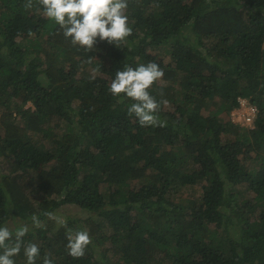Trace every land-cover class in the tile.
Masks as SVG:
<instances>
[{
	"label": "trees",
	"instance_id": "trees-1",
	"mask_svg": "<svg viewBox=\"0 0 264 264\" xmlns=\"http://www.w3.org/2000/svg\"><path fill=\"white\" fill-rule=\"evenodd\" d=\"M127 15L125 43L85 50L40 0H0V224H27L36 264H264V0H128ZM148 62L163 127L108 90ZM239 96L253 128L230 119ZM66 204L86 215L55 223ZM78 229L92 243L74 258Z\"/></svg>",
	"mask_w": 264,
	"mask_h": 264
},
{
	"label": "clouds",
	"instance_id": "clouds-1",
	"mask_svg": "<svg viewBox=\"0 0 264 264\" xmlns=\"http://www.w3.org/2000/svg\"><path fill=\"white\" fill-rule=\"evenodd\" d=\"M40 5L43 14L58 26L64 38L85 50L93 49L98 39L117 47L125 43L133 32L127 15L128 0H40ZM163 76L164 70L156 62L136 66L125 64L116 71L108 90L118 99H130L127 112L140 126L163 127L166 121L158 115L161 102L149 91ZM32 220L39 226L38 217L33 216ZM60 223L64 225L66 221L61 220ZM28 231L27 225L13 230L6 224H0V264H16L15 257L22 250L26 264H36L40 248L36 243H25ZM91 243L89 232L78 229L68 233L66 248L70 256L79 258L84 256ZM43 264L54 262L44 259Z\"/></svg>",
	"mask_w": 264,
	"mask_h": 264
},
{
	"label": "rangeland",
	"instance_id": "rangeland-1",
	"mask_svg": "<svg viewBox=\"0 0 264 264\" xmlns=\"http://www.w3.org/2000/svg\"><path fill=\"white\" fill-rule=\"evenodd\" d=\"M153 53V51H152ZM157 59H161L162 61L166 62L169 57L166 53L164 52H160V53H157ZM151 56L154 57L153 54H151ZM158 84H162V81L159 80L158 81ZM165 107L167 108V106L165 105ZM7 168V165L6 163H0V171H3ZM246 181H248V179H246ZM245 183L244 184H241L240 185V193L242 196H246L248 198L252 197L254 194L252 191L248 190L245 188ZM86 214L84 212H82L81 210H79L77 207L73 206V205H63L61 208L55 210L54 212L51 213V216H52V220H54L55 223H60L61 220H68V219H78L79 217H82V216H85ZM230 218L226 219L227 222L229 221ZM24 222H18V221H12L10 220L8 223H7V226L10 228V229H13L15 230L16 228L20 227V226H23ZM25 225V224H24ZM27 225V224H26ZM28 225L30 226H33L32 223H28ZM35 225V224H34ZM106 229L108 230L109 228L106 227ZM218 229H220V227H218Z\"/></svg>",
	"mask_w": 264,
	"mask_h": 264
},
{
	"label": "built area",
	"instance_id": "built-area-1",
	"mask_svg": "<svg viewBox=\"0 0 264 264\" xmlns=\"http://www.w3.org/2000/svg\"><path fill=\"white\" fill-rule=\"evenodd\" d=\"M238 106L230 112V119L240 127L253 128L258 108L247 98L237 97Z\"/></svg>",
	"mask_w": 264,
	"mask_h": 264
}]
</instances>
